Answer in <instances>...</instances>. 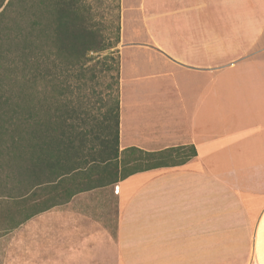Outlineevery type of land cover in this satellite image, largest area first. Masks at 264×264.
<instances>
[{"label": "crops", "instance_id": "0c3cea01", "mask_svg": "<svg viewBox=\"0 0 264 264\" xmlns=\"http://www.w3.org/2000/svg\"><path fill=\"white\" fill-rule=\"evenodd\" d=\"M132 6L121 0L119 151L196 156L77 194L48 212L47 228L64 247L100 248L99 219L114 210L118 264H210L253 224L252 255L264 264V51H210V0ZM137 8L147 38L130 43L124 10ZM125 47L139 50L128 74Z\"/></svg>", "mask_w": 264, "mask_h": 264}, {"label": "trees", "instance_id": "16d2710c", "mask_svg": "<svg viewBox=\"0 0 264 264\" xmlns=\"http://www.w3.org/2000/svg\"><path fill=\"white\" fill-rule=\"evenodd\" d=\"M114 26L108 38L89 0H0V237L77 194L196 156L119 151V17ZM96 69L114 73L99 116L78 94Z\"/></svg>", "mask_w": 264, "mask_h": 264}, {"label": "rangeland", "instance_id": "374dc122", "mask_svg": "<svg viewBox=\"0 0 264 264\" xmlns=\"http://www.w3.org/2000/svg\"><path fill=\"white\" fill-rule=\"evenodd\" d=\"M140 1L122 0V6L127 8ZM172 1L175 2V0H163V3H160V0H156V9L158 10L161 4ZM89 2L94 10L95 20L107 28V37L113 38L117 17L120 22L121 0H89ZM123 37L130 43H140L147 38L139 8L135 11L124 10ZM123 51L124 72L128 74L131 51L139 50L125 47ZM210 51H264V0H210ZM105 54H112V57L116 58L114 51H107L100 54V57H104ZM92 65L93 62L88 67ZM100 65L99 62L96 67L100 68ZM113 75L112 71L100 73L99 69H96L94 77L90 79L89 74L86 73V86L83 85L78 94L83 103L91 107L92 115L99 116V113L103 112L104 108H99L101 105L99 101L101 97L106 98L105 95L110 92L107 86L112 84ZM232 186L236 188L238 185ZM50 210L0 237V264H118L114 237L116 220L114 210L109 211L107 217L102 216V219L98 220L103 228L100 248L81 249L79 251L86 253L80 256L78 249L64 247L69 241L54 238L50 228H47L53 221L52 213L48 216ZM252 227L253 224L248 227L246 236L240 234L241 236L232 239L230 247L225 248V252L230 251V256L223 263L210 264H255L251 247Z\"/></svg>", "mask_w": 264, "mask_h": 264}]
</instances>
